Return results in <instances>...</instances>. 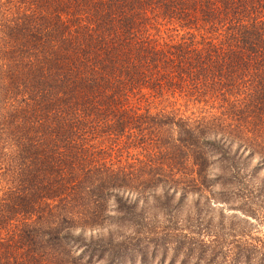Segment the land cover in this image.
Wrapping results in <instances>:
<instances>
[{"label":"trees","instance_id":"trees-1","mask_svg":"<svg viewBox=\"0 0 264 264\" xmlns=\"http://www.w3.org/2000/svg\"><path fill=\"white\" fill-rule=\"evenodd\" d=\"M261 186L264 0H0V264H223Z\"/></svg>","mask_w":264,"mask_h":264},{"label":"rangeland","instance_id":"rangeland-1","mask_svg":"<svg viewBox=\"0 0 264 264\" xmlns=\"http://www.w3.org/2000/svg\"><path fill=\"white\" fill-rule=\"evenodd\" d=\"M258 193V204L262 206L256 215L244 213L243 210L234 204L204 201L199 204L200 216L209 221L208 224L211 230H216L220 234L227 233V242L224 244H226L225 247L228 250L226 253L230 261L223 264H264V186H261ZM190 198L188 196L182 201L183 203L179 210L180 218H183L186 212L193 216L196 214L194 213V207L191 206ZM236 203L238 204V202ZM232 251H235L236 254L238 253L235 260L232 259V254L229 255ZM168 254L170 255V253ZM160 257V255L156 254L153 262L156 264ZM168 261L169 257L167 256L164 264H167ZM173 264H179V258ZM201 264L206 263L202 262ZM210 264L216 263L212 262Z\"/></svg>","mask_w":264,"mask_h":264}]
</instances>
